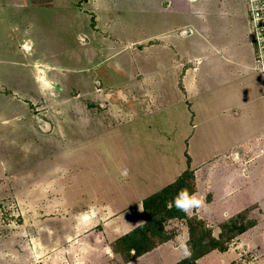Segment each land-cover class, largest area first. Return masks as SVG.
Listing matches in <instances>:
<instances>
[{"label": "rangeland", "instance_id": "374dc122", "mask_svg": "<svg viewBox=\"0 0 264 264\" xmlns=\"http://www.w3.org/2000/svg\"><path fill=\"white\" fill-rule=\"evenodd\" d=\"M189 1L0 0V264H39L33 248L60 250L91 205L120 213L108 238L116 223L132 231L144 222L143 199L189 167L198 170L182 187L202 200L189 215L208 203L207 187L218 188L226 211L242 206L229 193L251 186L237 175L264 159V136L250 141L264 123V98L246 1ZM173 13L181 20L172 23ZM172 24L188 39L169 33ZM195 60L203 64L190 89L182 76ZM244 141L250 146L229 150ZM200 171L216 177L212 185L198 184ZM259 208L241 213L245 223ZM100 213L102 230L109 215ZM205 221L216 235L226 222ZM167 229L177 240L133 264L185 259V222ZM230 236L222 241L240 253L232 264H264V247L246 252ZM108 257L99 264H126Z\"/></svg>", "mask_w": 264, "mask_h": 264}, {"label": "crops", "instance_id": "0c3cea01", "mask_svg": "<svg viewBox=\"0 0 264 264\" xmlns=\"http://www.w3.org/2000/svg\"><path fill=\"white\" fill-rule=\"evenodd\" d=\"M182 1L184 2L183 3L184 5L189 4V2H190L189 0H182ZM166 6L170 7V1L166 2ZM186 12L188 14L190 13L188 11H186ZM200 13H202V12H200ZM246 13L248 16L247 8H246ZM179 17H180V15L173 13L172 18L174 21L172 23H175L178 20H181V19H178ZM248 18H249V16H248ZM176 27H177V31H174V25L172 24L171 31L169 33L174 34L176 36V39H178V38H182L183 40L188 39L189 35L187 36V31L185 30V28H183V31H182V33H180L181 34L180 35V34H176V32H178V29L181 27H178L177 25H175V28ZM250 40H251V29H250ZM251 43L253 44L252 40H251ZM253 46H254V44H253ZM254 50H255V47H254ZM174 63L175 62H171V66H175ZM201 63L203 64V62H201ZM201 63H198L195 60L193 62L194 65L192 66V70H194V72L192 70H186L187 73L186 72L183 73L182 79H183V81H185V84L186 85H188V84L192 85L190 89H193L196 86V85H194L196 83L194 73L196 74L199 71V65H202ZM255 64H256V61H255ZM253 70L257 73V75L259 77L260 86H261V90H262V94H263L261 78H260V75L258 74V72L256 70V65H255ZM192 73H193L192 79L187 80L186 77L188 76V74H192ZM263 98H264V95H263ZM235 113L237 114L238 112L235 111ZM263 133H264V123L259 127H255V131L253 132L252 139L251 140L249 139V140L252 142L256 139H259V137L261 138L262 136H264ZM242 145L244 147L250 146L247 142L244 141L243 143L236 144L234 147L230 148L229 150L234 149V148L236 149ZM259 160H260L259 161V165H260L259 170H257L258 168L254 167L255 164L252 165V163H251L249 169L248 168L244 169L242 175H237L238 178L240 179V181L245 180L246 182H249V185L251 186V188L249 189L250 190L249 192H251V193H248L246 195H242L241 197H239V195L241 194L239 192H236V194L229 193L231 198H233V199L236 198L237 201L235 202V204H239V205L241 204L242 205L239 208V210H237L236 212H231V209L230 210L227 209L228 211H226V209H223L221 207V203H223V202L220 201L221 197H220V194L218 192V188L215 186L213 189L211 187H207L208 189H211L210 191H208L211 193V195H207V199H208L207 202L208 203L205 205V207L203 206V210H202V212H200V215L198 214L199 211L198 210L196 211V215H198L200 218H202L204 220L215 219L219 222H223L225 220L227 221V220L235 217L236 215H238L242 212H245L246 208L251 206V204L255 203V205L259 206L262 209V211L260 213V218L257 221L253 222L251 227L246 232H244L243 234L236 237V240H239L242 242L244 250L246 252L252 250V248L255 245L260 246V247H264V212H263L264 211V159L259 158ZM192 169L195 170L194 173L196 174V171L198 169L197 168H192ZM177 171H181V170L180 169L175 170L176 173H177ZM184 171H182L181 174ZM198 172H197V175H195V178L197 179L198 184L202 185V187H204V184L201 183V180L203 182V178L207 180L204 183L209 184V185L210 184L212 185L214 179L216 180V177L214 179H211V176H209V174L205 175L206 173H201V171L198 174ZM254 172H256V173H254ZM178 173H180V172H178ZM174 176L175 175H172V177H174ZM176 179H177V177H174V180H176ZM202 189H204V188H202ZM235 191H237V190H235ZM237 194H238V196L236 197ZM222 199L224 200V203L226 205L228 203V197L223 196ZM101 209L103 211H105V214L108 213V215H109V217H107L108 220L106 218V221H104V223H103L102 230L100 228L95 229V227L97 225V223H96L97 217H98V215L101 214L100 213ZM90 210H91L92 216L88 215L87 211L78 212L77 215L81 221H78L75 224V226H74L75 233H72L71 235L67 236L68 237L67 243H64V245L60 248V250L58 247H53L51 249L52 253L47 254L46 252H48V251H44V249H48V248L46 246H44V244L40 245L39 249H37L35 247L33 248L34 251L36 252L35 257L37 258V260L39 261L41 259L39 264H99L100 262L103 263L106 260L110 261V258L108 256H110V255L112 256V251L114 253H115V251H114V247L112 245L104 243V235H105V239H107V241L110 240L111 242L112 241L116 242L117 239H119L122 236L130 233L131 231L128 233L127 232H120L121 228L118 225L119 223H116L111 228L113 231V238H108V236H107L108 234L106 231L110 228L111 224L114 223V221H116L120 218V213L113 212L111 210L109 211L106 208V206L100 207L97 205H91ZM95 212H96V215H94ZM144 221H145V212H144ZM142 224L137 225V227L142 225ZM98 231H101V232L98 233ZM47 232L51 233L50 230ZM177 236L178 235H176V237H175L176 240L178 238ZM165 244H167V242L162 244V245H165ZM162 245H160V246H162ZM238 247L239 246H234L233 248L228 249L226 252L212 251L209 254L205 255L204 257L200 258L197 261V264H229V263L232 264V262H235L239 258L240 253H239ZM175 249H177V248H175ZM37 250H40L41 254H37L38 253ZM152 251L148 252L147 254L151 253ZM147 254H144L143 256H146ZM227 254H229V256ZM189 255H190V251L188 250V255L185 258H187ZM143 256H141V257H143ZM141 257H138L136 259H139ZM181 257H178L176 260H180ZM136 259H134V260H136ZM261 260H262V263H264V259L261 258ZM132 261L128 262V264L129 263L133 264ZM161 262H165V261H161ZM112 264H114V263L112 262Z\"/></svg>", "mask_w": 264, "mask_h": 264}, {"label": "trees", "instance_id": "16d2710c", "mask_svg": "<svg viewBox=\"0 0 264 264\" xmlns=\"http://www.w3.org/2000/svg\"><path fill=\"white\" fill-rule=\"evenodd\" d=\"M191 170L189 167L178 179L143 199L144 223L117 239L113 245L115 253L122 255L125 263L175 239V234L167 229L169 223L173 221L185 222L189 233L190 255L179 264H197L200 258L212 251L226 252L229 249L228 243L223 242L222 237L230 234L229 240H233L251 227L252 223H245L240 213L234 217L235 219L227 220L222 226L221 233L216 235L212 227L198 215H186L174 206L169 207L178 191L183 188L182 179L193 173Z\"/></svg>", "mask_w": 264, "mask_h": 264}, {"label": "built area", "instance_id": "2783aa9c", "mask_svg": "<svg viewBox=\"0 0 264 264\" xmlns=\"http://www.w3.org/2000/svg\"><path fill=\"white\" fill-rule=\"evenodd\" d=\"M255 47L256 70L261 78L264 95V0H245Z\"/></svg>", "mask_w": 264, "mask_h": 264}, {"label": "clouds", "instance_id": "9594fccd", "mask_svg": "<svg viewBox=\"0 0 264 264\" xmlns=\"http://www.w3.org/2000/svg\"><path fill=\"white\" fill-rule=\"evenodd\" d=\"M201 204L202 200L195 193H189L187 188H182L170 202L169 207L174 206L187 215L192 209L199 208Z\"/></svg>", "mask_w": 264, "mask_h": 264}]
</instances>
